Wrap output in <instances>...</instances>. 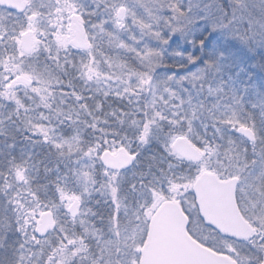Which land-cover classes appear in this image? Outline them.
Masks as SVG:
<instances>
[{"label": "snow or ice", "instance_id": "obj_1", "mask_svg": "<svg viewBox=\"0 0 264 264\" xmlns=\"http://www.w3.org/2000/svg\"><path fill=\"white\" fill-rule=\"evenodd\" d=\"M0 264H264V0H0Z\"/></svg>", "mask_w": 264, "mask_h": 264}]
</instances>
